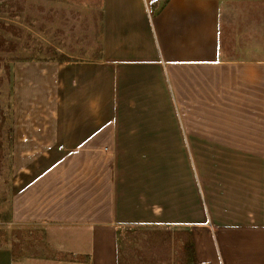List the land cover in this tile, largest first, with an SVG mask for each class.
<instances>
[{
    "label": "crops",
    "instance_id": "obj_1",
    "mask_svg": "<svg viewBox=\"0 0 264 264\" xmlns=\"http://www.w3.org/2000/svg\"><path fill=\"white\" fill-rule=\"evenodd\" d=\"M101 19L97 57L19 70L13 218L53 254L0 264H118V230L141 224L189 230L198 264H264V215L206 221L197 171L172 166L209 141L264 163V0H101Z\"/></svg>",
    "mask_w": 264,
    "mask_h": 264
},
{
    "label": "rangeland",
    "instance_id": "obj_2",
    "mask_svg": "<svg viewBox=\"0 0 264 264\" xmlns=\"http://www.w3.org/2000/svg\"><path fill=\"white\" fill-rule=\"evenodd\" d=\"M101 41V0H0V247L10 248L16 258L53 254L43 225L20 224L13 218L18 157L24 154L17 142L18 124L30 120L23 114L32 103L19 99L29 93L23 87L20 94L19 70L26 62L97 57ZM29 150L41 155L45 148ZM183 150L172 149V166L177 163L178 173H187V182L197 171L206 221L226 225L264 215V195L242 193V188H264V181L258 180V175L264 177V163L243 160L254 153L211 141L187 148L185 154ZM191 242V232L177 226H124L117 233L118 264H196Z\"/></svg>",
    "mask_w": 264,
    "mask_h": 264
},
{
    "label": "trees",
    "instance_id": "obj_3",
    "mask_svg": "<svg viewBox=\"0 0 264 264\" xmlns=\"http://www.w3.org/2000/svg\"><path fill=\"white\" fill-rule=\"evenodd\" d=\"M189 246H190V249H191V251H192V255H193L194 263L197 264L196 253H195V248H194V244H193V242H191Z\"/></svg>",
    "mask_w": 264,
    "mask_h": 264
}]
</instances>
